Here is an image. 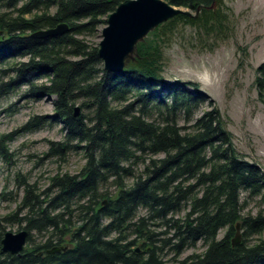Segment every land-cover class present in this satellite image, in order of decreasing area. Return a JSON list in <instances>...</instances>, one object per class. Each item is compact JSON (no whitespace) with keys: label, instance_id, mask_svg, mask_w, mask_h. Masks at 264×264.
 I'll return each mask as SVG.
<instances>
[{"label":"trees","instance_id":"obj_1","mask_svg":"<svg viewBox=\"0 0 264 264\" xmlns=\"http://www.w3.org/2000/svg\"><path fill=\"white\" fill-rule=\"evenodd\" d=\"M125 1L0 0V99L23 87L55 97L66 135L51 155L79 149L86 160L79 174L58 173L44 191L23 183L17 210L0 215V250L13 224L27 230V244L21 256L0 253V264H264V215L243 214L262 195L263 169L238 157L217 108L196 118L203 97L165 87L163 76L178 25L220 28L215 7L223 0H166L196 14L159 26L139 58L114 74L85 38ZM64 23V35L32 37ZM254 84L264 105V63ZM77 104L86 112L79 117ZM13 139L0 136L1 160L13 156ZM238 223L243 240L233 247ZM199 242L203 253L182 258Z\"/></svg>","mask_w":264,"mask_h":264},{"label":"rangeland","instance_id":"obj_2","mask_svg":"<svg viewBox=\"0 0 264 264\" xmlns=\"http://www.w3.org/2000/svg\"><path fill=\"white\" fill-rule=\"evenodd\" d=\"M215 9L223 18L220 28L207 32L178 25L164 51L163 76L167 82L187 84L185 90L205 97L196 118L217 107L232 134L238 157L259 164L264 171V105L254 84L256 70L264 63V0H223ZM103 27L97 36L85 38L90 45H99ZM205 69L212 74L210 83L200 82ZM54 102L55 97L32 93L26 87L0 99V136H14L10 143L13 156L10 160L0 159L1 216L17 210L24 182L37 184L44 191L51 177L58 173L79 174L86 164L79 149L68 151L62 159L51 155L52 144L63 142L66 135L63 124L55 118ZM26 125L30 130H24ZM260 213L264 215V190L260 197L248 201L243 211L252 217ZM21 230L19 224L8 226L12 233ZM205 250L204 243L199 242L182 258ZM167 252L165 261L172 258Z\"/></svg>","mask_w":264,"mask_h":264},{"label":"water","instance_id":"obj_3","mask_svg":"<svg viewBox=\"0 0 264 264\" xmlns=\"http://www.w3.org/2000/svg\"><path fill=\"white\" fill-rule=\"evenodd\" d=\"M199 12V10H198ZM178 15L194 17L188 10L173 6L166 0H127L109 16L107 26L102 31L103 40L99 44L98 55L104 61L105 69L112 73H121L138 56V46L160 25ZM68 24H60L53 29L38 31L33 38L45 39L61 36L69 31ZM75 116H80V107H75ZM107 201L104 202V205ZM233 246L241 243V225L235 227ZM28 240V232L22 229L18 233L7 231L1 242V254L21 256ZM67 247H54L48 255L65 252ZM139 252V249H137ZM41 253H39L40 255Z\"/></svg>","mask_w":264,"mask_h":264},{"label":"bare ground","instance_id":"obj_4","mask_svg":"<svg viewBox=\"0 0 264 264\" xmlns=\"http://www.w3.org/2000/svg\"><path fill=\"white\" fill-rule=\"evenodd\" d=\"M167 23V22H166ZM165 24V23H164ZM163 25V24H162ZM107 26V25H106ZM161 26V25H160ZM103 29H104V27H103ZM103 29L101 30V35H102V31H103ZM34 34V33H33ZM103 40V37H101V40H100V42ZM144 43V42H143ZM100 44V43H99ZM140 44H142V43H140ZM139 44V45H140ZM139 47V46H138ZM98 50H99V45H98ZM139 54V53H138ZM99 56V55H98ZM100 58V57H99ZM139 58V56L135 59V60H137ZM135 60L134 61H131L130 63H132V62H135ZM130 63H129V65H130ZM102 64H103V66H104V68H105V64H104V61L102 60ZM128 65V66H129ZM127 66V67H128ZM123 72V71H122ZM114 74H120V73H114ZM165 87H173V86H176V87H178V88H187V84H184V85H182V84H175V83H169V82H167L166 80H165ZM192 84H194V83H192ZM196 84V83H195ZM197 86V85H196ZM189 92H191V91H189ZM191 93H195L196 95H201L199 92H197V91H194V92H191ZM50 97V96H49ZM203 98H205V97H203ZM55 100H56V98H55ZM76 107V106H75ZM217 108V107H216ZM218 109V108H217ZM74 115H75V108H74ZM80 115H81V112H80ZM7 233V232H6ZM235 234H236V229H235ZM241 234H242V238H241V243H242V240H243V231L241 230ZM5 237V236H4ZM234 237H235V235H234ZM233 237V238H234ZM4 239V238H3ZM2 239V240H3ZM233 240V239H232ZM2 242V241H1ZM232 242V241H231ZM240 243V244H241ZM239 244V245H240ZM232 246H233V244H232ZM238 246V245H237ZM62 247H67V250H68V245H65V246H62ZM233 247H236V246H233ZM137 249H139V248H137ZM137 249H136V251H137ZM66 250V251H67ZM0 253H1V250H0ZM57 254H59V253H57ZM48 255V254H47ZM55 255V254H54Z\"/></svg>","mask_w":264,"mask_h":264},{"label":"clouds","instance_id":"obj_5","mask_svg":"<svg viewBox=\"0 0 264 264\" xmlns=\"http://www.w3.org/2000/svg\"><path fill=\"white\" fill-rule=\"evenodd\" d=\"M212 79V74L207 70H203L202 76L200 78L201 83H210Z\"/></svg>","mask_w":264,"mask_h":264}]
</instances>
